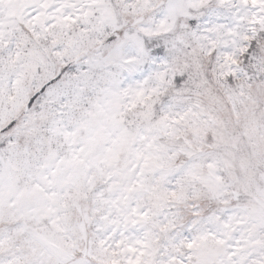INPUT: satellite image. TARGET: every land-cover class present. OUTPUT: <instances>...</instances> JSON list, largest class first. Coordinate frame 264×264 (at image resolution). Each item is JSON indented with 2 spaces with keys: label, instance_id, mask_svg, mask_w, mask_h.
Returning <instances> with one entry per match:
<instances>
[{
  "label": "snow or ice",
  "instance_id": "6c2138e0",
  "mask_svg": "<svg viewBox=\"0 0 264 264\" xmlns=\"http://www.w3.org/2000/svg\"><path fill=\"white\" fill-rule=\"evenodd\" d=\"M0 264H264V0H0Z\"/></svg>",
  "mask_w": 264,
  "mask_h": 264
}]
</instances>
